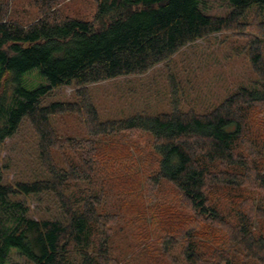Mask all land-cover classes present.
<instances>
[{
  "label": "trees",
  "instance_id": "1",
  "mask_svg": "<svg viewBox=\"0 0 264 264\" xmlns=\"http://www.w3.org/2000/svg\"><path fill=\"white\" fill-rule=\"evenodd\" d=\"M12 1L0 0V149L27 124L34 166L13 183L0 166V264L12 251L28 264H264L256 227L264 223V0H220L225 16L206 13L207 0H94L89 20L67 12L71 0H31L29 21L12 18ZM251 15L260 19L247 49L251 87L205 114L174 101L170 113L99 119L86 86L143 75L197 40L240 32ZM71 85L73 101L46 102ZM64 115L79 119L84 138L58 137L52 122ZM136 133L149 137L154 158L136 191L156 239L132 248L122 243L133 232L112 196L117 185L100 163L108 141L125 134L142 154Z\"/></svg>",
  "mask_w": 264,
  "mask_h": 264
},
{
  "label": "rangeland",
  "instance_id": "2",
  "mask_svg": "<svg viewBox=\"0 0 264 264\" xmlns=\"http://www.w3.org/2000/svg\"><path fill=\"white\" fill-rule=\"evenodd\" d=\"M31 3V0H13L12 18L17 21L33 19L35 9ZM93 10L94 0H71L67 3V12L80 15L83 19H91ZM205 12L225 16L227 8L220 0H207ZM248 22V27L240 28V32L232 29L223 31L183 47L170 60L156 65L143 75L122 77L86 86L99 119L119 120L136 114L154 116L170 113L174 108V101L176 108L182 112L205 114L223 103L239 88L251 87L257 78L249 65L247 49L251 39L260 35L258 26L260 19L251 15ZM171 78L176 87L175 92H172ZM26 80L37 82L34 75L27 76ZM75 91L74 85L63 86L53 91L46 102L73 101ZM52 125L61 139L85 137L82 125L74 115L60 116L53 120ZM133 135L136 137V149L141 150L142 154L140 151L136 153L130 147V141L126 139L125 134L114 141L113 139L108 141L105 146L106 154L100 163L105 173L110 172L111 182L117 185L115 188L117 194L111 190L112 196L126 210V220L130 222L127 231L133 232V235L122 243L130 242L132 248L150 239H156L155 222H151V218L146 216L144 203H147V199L142 198L136 191L145 183L142 180L144 178L142 171L147 172L148 164L152 163L154 158L149 152V137L140 133ZM34 140L31 128L24 124L18 134L4 142L0 149L3 182L13 183L28 179L29 171L24 170L23 166H34V162H31ZM66 154L71 155L67 151L64 156ZM144 154L149 155L145 161L142 159ZM53 157L58 164L63 165L64 158L60 152L53 153ZM125 182L136 187L128 186ZM171 187L177 192L173 186ZM35 200L34 198L26 200L31 212L40 208V203ZM35 216L32 215L33 218ZM157 224L159 226L157 232L162 233L161 223ZM256 227L259 233L264 235V223H257ZM225 243H221L220 247H225ZM150 245L155 247V242ZM160 246L159 243L158 247L161 248ZM148 257L155 258V253L148 254ZM3 264L28 263L12 251Z\"/></svg>",
  "mask_w": 264,
  "mask_h": 264
}]
</instances>
